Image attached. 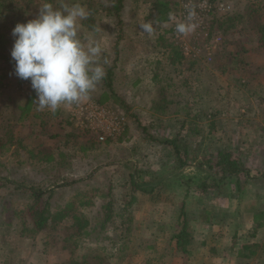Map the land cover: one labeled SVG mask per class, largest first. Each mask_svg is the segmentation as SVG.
<instances>
[{"label": "rangeland", "instance_id": "rangeland-1", "mask_svg": "<svg viewBox=\"0 0 264 264\" xmlns=\"http://www.w3.org/2000/svg\"><path fill=\"white\" fill-rule=\"evenodd\" d=\"M187 1H207L213 11L205 16L201 37L181 41L195 61L173 64L171 50L181 51L173 17L183 16ZM156 2L124 0L117 18L108 11V0H53L57 8L64 3L87 8L90 15L80 21L79 36L85 43L98 41L104 49L101 63L108 61L104 80L87 98L56 111L37 110L31 80L15 74L11 57L14 27L36 19L44 1L7 0L0 11V264H93L94 256H107L109 264H199L203 259L227 264L246 241L264 238V35L259 28L264 0H167L173 5L167 22L157 20ZM230 13H243L245 20L224 32L215 21ZM147 22L153 24L152 35L140 27ZM110 71L114 96L107 88ZM162 88L175 100L172 111L155 109ZM99 110L112 116L90 119ZM120 119V135L103 133L101 125L118 127ZM88 120L90 127L102 129L86 132L80 126ZM167 140L190 148V168L154 194L133 193V172L143 181L177 170ZM220 150L233 152L255 178H241L240 194L235 179L208 193L185 183L198 182L202 174L194 165ZM49 152L59 162L43 160ZM16 182L39 189L68 183L54 190L52 211L82 213L89 221L87 234L74 235L71 217L35 232L28 211L32 193ZM183 203L192 232L187 255L172 240ZM261 251L244 264H262Z\"/></svg>", "mask_w": 264, "mask_h": 264}, {"label": "clouds", "instance_id": "clouds-1", "mask_svg": "<svg viewBox=\"0 0 264 264\" xmlns=\"http://www.w3.org/2000/svg\"><path fill=\"white\" fill-rule=\"evenodd\" d=\"M89 15L80 3H64L57 8L48 0L40 5L36 19L14 27L11 57L15 74L31 80L38 111H56L65 104H78L104 79L103 64L108 63L106 58L101 63L104 49L98 41L88 39L85 43L79 36L80 21ZM195 17L193 8L184 22L176 24V32L186 36L195 31ZM140 27L148 35L154 32L151 22Z\"/></svg>", "mask_w": 264, "mask_h": 264}, {"label": "trees", "instance_id": "trees-1", "mask_svg": "<svg viewBox=\"0 0 264 264\" xmlns=\"http://www.w3.org/2000/svg\"><path fill=\"white\" fill-rule=\"evenodd\" d=\"M44 2H48V0H41ZM110 1V8H108V11L112 12L117 18H120L121 11L124 7V0H108ZM50 2L53 3V0H50ZM156 10H157V20L159 22H167L170 19V13L173 11L172 7L173 5L169 4L167 0H157L155 4ZM0 11H4L7 8V0H1L0 1ZM172 14V13H171ZM244 14L243 13H235V14H227L223 18L217 19L215 22L219 24L221 28H225L224 32H227L231 29H237L239 26H241L244 22ZM259 28L261 29V32L264 35V25L259 24ZM172 43V42H171ZM172 43L171 45H173ZM175 46V44L173 45ZM172 46V47H173ZM174 48V47H173ZM171 62L173 64L178 63L182 64L186 58L182 54L180 50H171ZM192 63L194 60H189ZM109 83L107 84V88L111 91V95L114 96V89L112 87V80L114 77L113 72H109ZM104 80V79H103ZM34 90V89H32ZM34 95H37L35 90L33 91ZM175 100L171 99L168 96V91L164 90V88L161 89L160 93V99L159 101L155 102V109L157 111L167 112L172 111L170 110V107L173 106ZM179 99L177 100V102ZM197 132H200L199 129H197ZM182 133V132H181ZM180 133V135H182ZM167 143L172 146L174 149V152L177 156V162L179 163V166L177 170L173 171L171 174L166 176H158L154 175L151 180H137L136 179V173L133 172L131 174V186L133 193H141L144 195L148 194H154L157 187L160 185H164L167 180L170 178L178 177L180 176L185 168H190L191 163V155L192 152L188 146H184V149H182L181 145L178 144L177 140H167ZM43 149L51 150L49 147H43ZM38 152V151H37ZM42 151H39L36 155H32V158H35L38 156V154H41ZM55 156L52 152H49L47 154H44L43 160H45L48 164H51L53 162H59L58 160H55ZM198 172H200L201 178L198 180V182H189L186 181L185 183L189 186L192 184H195L198 191L200 193H208L213 192L214 190L221 189L222 186H225L227 183L226 181L229 179H235L234 185L237 190V193L240 194L242 190V177L248 178V180L255 179L251 176L250 170L247 169L245 166H243L239 160V158H234V153L228 150H220L216 157L214 158H205L203 160H200L196 165L193 167ZM217 169V170H216ZM264 177V173L262 175ZM247 180V181H248ZM17 188H26L29 189L32 193V203L30 204L28 211L29 214L33 218V225L35 228V232L42 231L46 229L50 223L55 224L62 221L66 217H71L72 219V229L75 230L74 235L77 236H84L87 234V229L89 226V221L83 217L84 215L81 214H70L69 215V208H61L57 209L56 211H52L50 200L52 199L54 195V190L56 188L64 187L69 185L66 184H59L55 186H51L46 189H39L35 188V186H30L29 188L22 182H16ZM48 195L47 200H44V197ZM135 195V194H134ZM258 216V215H257ZM189 216L186 208V204L183 203L180 213L178 216L177 226L178 229L175 232V234L172 236V240L175 241L176 249L183 254L187 255L189 252V247L192 243V232L191 227L189 223ZM258 221V219H257ZM261 223H259L260 225ZM248 248V247H245ZM254 254V252L252 253ZM92 260L94 261L93 264H109V258L107 256H94L92 257ZM90 264L87 261H84L83 263L76 262L74 264Z\"/></svg>", "mask_w": 264, "mask_h": 264}, {"label": "built area", "instance_id": "built-area-1", "mask_svg": "<svg viewBox=\"0 0 264 264\" xmlns=\"http://www.w3.org/2000/svg\"><path fill=\"white\" fill-rule=\"evenodd\" d=\"M222 7H226V10L229 11L230 10V7L229 6H224L222 5ZM195 9L196 13H199L200 15H197L194 19V22L197 24V27L195 29V31H193L192 33L188 34V35H180L176 32V24L179 23V22H184L186 20V17H187V14H188V11L191 10V9ZM213 11V8H212V5L209 4L207 1H202V2H199L197 4H195L194 2L192 1H187L186 4L184 5V8H183V16H179L180 19L178 18V16L176 17H173L174 18V25H173V30L176 32L175 36H176V39L178 40V43L181 42L183 40V37H187V36H195L197 38L201 37L204 30L206 29V26H207V22H206V17L207 14H209L210 12ZM176 18V19H175ZM178 36H181V38H179ZM175 39V38H174ZM223 39L222 36H220V34L218 35L217 37V42L220 41ZM176 41V40H175ZM219 42V43H220ZM188 43L187 42H181L180 44V49H181V52L182 54L184 55V57L186 58V60H194L195 58H197L194 54V52H192V50L190 49V47L187 45ZM198 50V49H196ZM212 54L209 53V58H211ZM97 114H101V117H107L108 115L112 116V114H110L109 112L107 111H104V110H99L98 113H95L93 114L90 119H94L97 117ZM77 118V114L75 116V113L73 115V120ZM111 120V119H110ZM91 120H88L87 122H84L83 125H81L80 127L82 129H84L86 132H89L90 130H94L96 129L97 127H99V129H102L101 126H103V133L107 134L108 137H111V136H118L121 134L122 132V119H120V123H119V126L116 127H112L111 126H107V125H101V126H92L90 127L89 125L91 124L90 122ZM113 126V125H112ZM90 129V130H89ZM105 139L104 136H100V141H103Z\"/></svg>", "mask_w": 264, "mask_h": 264}, {"label": "crops", "instance_id": "crops-1", "mask_svg": "<svg viewBox=\"0 0 264 264\" xmlns=\"http://www.w3.org/2000/svg\"><path fill=\"white\" fill-rule=\"evenodd\" d=\"M246 211V210H245ZM244 211V212H245ZM256 215V214H255ZM255 217L253 218L252 216V220H254ZM255 223V220L254 222ZM260 235H262V233H260ZM252 238H254L252 236ZM264 239V238H263ZM262 239V240H263ZM260 238H257V239H254V240H249V242L246 241L245 244H243L240 248H238L236 250V253L233 255V256H230L226 261H228L227 264H236V263H240V264H244V260H246L248 257H254L255 255H258V252L260 249H263L264 250V240L262 241ZM220 242H218V246L216 247L217 250H219V247H220ZM204 245V243H202V246ZM246 246L248 248H244L243 247ZM243 250H247L250 252V254L247 255V257L244 256L245 253H242ZM212 251L214 252L215 251V248L212 249ZM232 251H234V249L232 248ZM254 252V254H252ZM242 253V254H241ZM260 253V252H259ZM227 253L224 254V257H226ZM243 257V258H241ZM245 258V259H244ZM259 259L261 260V263L263 264L264 263V253L261 251L260 255H259ZM203 262L200 261L199 264H204L205 263V260L203 259L202 260Z\"/></svg>", "mask_w": 264, "mask_h": 264}]
</instances>
